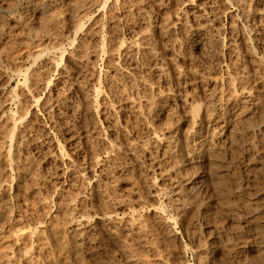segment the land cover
<instances>
[{
  "label": "bare ground",
  "instance_id": "bare-ground-1",
  "mask_svg": "<svg viewBox=\"0 0 264 264\" xmlns=\"http://www.w3.org/2000/svg\"><path fill=\"white\" fill-rule=\"evenodd\" d=\"M188 253L264 264V0H0V264Z\"/></svg>",
  "mask_w": 264,
  "mask_h": 264
},
{
  "label": "rangeland",
  "instance_id": "rangeland-1",
  "mask_svg": "<svg viewBox=\"0 0 264 264\" xmlns=\"http://www.w3.org/2000/svg\"><path fill=\"white\" fill-rule=\"evenodd\" d=\"M187 258H188V259L190 258V259H189V262H190V263H189V262H188V263L191 264L192 261H191V254H190V253H188Z\"/></svg>",
  "mask_w": 264,
  "mask_h": 264
}]
</instances>
